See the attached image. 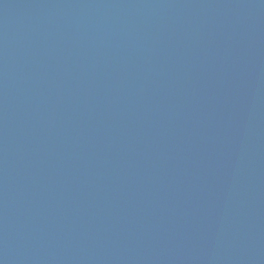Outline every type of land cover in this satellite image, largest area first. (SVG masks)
<instances>
[{
    "label": "water",
    "instance_id": "95a60500",
    "mask_svg": "<svg viewBox=\"0 0 264 264\" xmlns=\"http://www.w3.org/2000/svg\"><path fill=\"white\" fill-rule=\"evenodd\" d=\"M0 264H264V0H0Z\"/></svg>",
    "mask_w": 264,
    "mask_h": 264
}]
</instances>
